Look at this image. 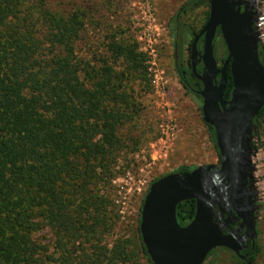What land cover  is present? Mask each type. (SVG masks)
I'll use <instances>...</instances> for the list:
<instances>
[{
	"label": "trees",
	"instance_id": "1",
	"mask_svg": "<svg viewBox=\"0 0 264 264\" xmlns=\"http://www.w3.org/2000/svg\"><path fill=\"white\" fill-rule=\"evenodd\" d=\"M203 4L207 8L206 20L208 0H186L179 8L180 14L176 13L173 19L174 72L181 88L199 101L195 92L200 91L201 84L195 81L188 59L185 63L181 60L183 33L187 32L191 43L199 31L187 29L179 19L186 11ZM81 26L76 16L62 18L50 13L45 0H0V264H38L36 248L30 240L38 226L33 221L37 210L55 237L58 264H103L105 260L102 249L89 242L96 236L104 213L103 200L93 195L89 187L107 179L114 154L122 148L117 135L126 119L127 100L118 91L123 76L134 74L140 79L142 67L132 45L110 42L109 54L114 62L124 64L128 74L117 76L104 67L93 88H85L79 65L71 62L69 47ZM218 39L222 43L216 30L213 42L216 61ZM201 43L199 38L198 52ZM222 46L221 64L226 57ZM56 47L62 55L54 54ZM189 47L190 44L188 53ZM258 54L262 59L263 51L259 47ZM199 72L200 67L196 66L195 73ZM231 91L226 69L223 100L230 99ZM263 121L264 106L253 119V128L257 130ZM206 128L218 157L213 129ZM193 169L181 166L172 174L182 175ZM142 202L143 198L134 239L137 253L146 264H151L138 233ZM83 214L88 216V221H81ZM193 215V200L179 203L175 208L179 227L187 225ZM76 240L79 246L84 240L89 243L90 253L77 251ZM218 251L230 254V264H255L261 254L255 245L253 253L242 263L229 251L215 249L205 261L215 257ZM109 252V261L127 260L124 245Z\"/></svg>",
	"mask_w": 264,
	"mask_h": 264
},
{
	"label": "rangeland",
	"instance_id": "2",
	"mask_svg": "<svg viewBox=\"0 0 264 264\" xmlns=\"http://www.w3.org/2000/svg\"><path fill=\"white\" fill-rule=\"evenodd\" d=\"M185 1L45 0V8L53 15L62 18L76 16L82 22L78 37L71 40L69 47L71 62L79 65L85 88H93L92 84L98 81L104 67L117 76L128 74L124 64L114 62L109 54L110 42L132 45L141 60L142 77L123 76L118 91L125 95L124 101L127 100L126 119L117 135L122 148L114 154L107 179L89 187L93 195L103 200L102 223L96 236L89 240L91 245L102 249L103 264H146L137 253L134 229L140 201L150 182L172 174L181 166L212 165L216 168L219 165V158L201 120V102L181 88L174 72L173 19ZM243 1L247 3V9L254 12L253 32L258 47L264 52V0ZM206 12L205 4L199 5L186 11L179 21L187 29L198 32L206 22ZM190 40L185 31L181 39V60L184 63L188 59ZM222 44L219 39L216 41L218 66H221ZM54 54L62 55V52L56 47ZM119 105L123 107V103ZM165 126L171 129L166 135ZM248 154L246 165L249 194L253 199L251 210L258 230L256 242L261 250L255 264H264V121L257 130L252 129ZM86 214H83L82 222L88 221ZM35 215L33 221L38 226L31 233L30 240L36 248V260L38 264H58L55 237L42 220L40 210ZM82 242L83 245L79 246L76 240L74 248L90 253V244L85 240ZM118 245L125 246L127 260L109 261V251ZM74 257L77 259L78 252ZM230 259L228 252L218 251L203 264H230Z\"/></svg>",
	"mask_w": 264,
	"mask_h": 264
},
{
	"label": "water",
	"instance_id": "3",
	"mask_svg": "<svg viewBox=\"0 0 264 264\" xmlns=\"http://www.w3.org/2000/svg\"><path fill=\"white\" fill-rule=\"evenodd\" d=\"M253 16L243 0H208L206 22L192 38L188 61L201 84L197 93L201 120L213 129L219 165L196 167L182 175L167 174L149 185L139 212L138 233L151 264H203L215 249L238 256L245 238H237L235 232L223 234L225 223H215L214 207L220 217L233 210L239 229L255 236L253 199L245 194L249 192L246 160L253 119L264 106V52L260 59ZM216 30L226 51L219 68L213 56ZM200 37L199 53L196 43ZM197 64L202 66L200 75L195 73ZM226 69L232 83L228 101L222 98ZM240 198L244 205L237 212ZM189 200L194 201V215L179 227L175 208Z\"/></svg>",
	"mask_w": 264,
	"mask_h": 264
},
{
	"label": "flooded vegetation",
	"instance_id": "4",
	"mask_svg": "<svg viewBox=\"0 0 264 264\" xmlns=\"http://www.w3.org/2000/svg\"><path fill=\"white\" fill-rule=\"evenodd\" d=\"M177 14H180L179 10L177 11ZM200 52H201V49L199 50V53ZM196 66L200 67V72H199V75H200L201 70H202V66H201V64H197ZM195 81H197V80L195 79ZM198 92L199 91L195 92L196 95ZM247 193H249L248 190L245 194H247ZM243 205H244V199L240 198V202H238L236 205V211L240 212L241 211L240 208ZM211 212H212L213 220L215 221L216 224L222 225L223 223H225V225L222 226V228H221L223 234H229V233L235 232V236L237 238H240V239L245 238V241L243 242V244H242V246L238 252V256H234L240 262L245 263L248 255H251L253 253L254 246L257 245L256 237H257L258 230H257L256 223H255V236H252L250 231L245 232V228H243V230L239 229V221H236V214L233 210L224 213L222 215V217L219 216V211H218V208H216V207H214ZM251 237H252V240H251Z\"/></svg>",
	"mask_w": 264,
	"mask_h": 264
},
{
	"label": "built area",
	"instance_id": "5",
	"mask_svg": "<svg viewBox=\"0 0 264 264\" xmlns=\"http://www.w3.org/2000/svg\"><path fill=\"white\" fill-rule=\"evenodd\" d=\"M150 54H152V51H150ZM150 54H149V55H150ZM169 128H170V127H167V126L164 127V130H165V131H164V135L167 134V130H171V129H169ZM160 129L163 130V127L161 126Z\"/></svg>",
	"mask_w": 264,
	"mask_h": 264
}]
</instances>
